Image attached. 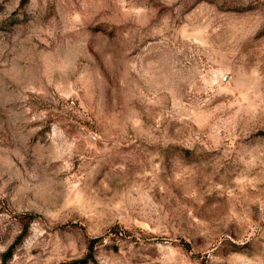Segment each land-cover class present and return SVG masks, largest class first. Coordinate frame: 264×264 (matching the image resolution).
<instances>
[{
  "label": "rangeland",
  "instance_id": "1",
  "mask_svg": "<svg viewBox=\"0 0 264 264\" xmlns=\"http://www.w3.org/2000/svg\"><path fill=\"white\" fill-rule=\"evenodd\" d=\"M90 239L264 264V0H0V264Z\"/></svg>",
  "mask_w": 264,
  "mask_h": 264
},
{
  "label": "trees",
  "instance_id": "2",
  "mask_svg": "<svg viewBox=\"0 0 264 264\" xmlns=\"http://www.w3.org/2000/svg\"><path fill=\"white\" fill-rule=\"evenodd\" d=\"M26 234V233H25ZM24 235L21 236V239H23ZM97 239H90L89 242H88V252L87 254L85 255V257L79 259V260H75L71 263H68V264H89V262L91 260L94 259V255H93V252H94V247H95V244L97 243ZM14 246H12L8 251L7 253L3 256V261L1 264H7L9 258L12 256V253L14 251Z\"/></svg>",
  "mask_w": 264,
  "mask_h": 264
}]
</instances>
